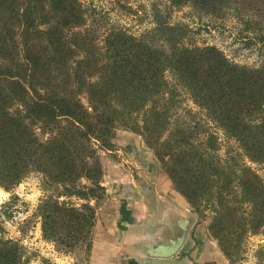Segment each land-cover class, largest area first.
<instances>
[{"label": "trees", "instance_id": "16d2710c", "mask_svg": "<svg viewBox=\"0 0 264 264\" xmlns=\"http://www.w3.org/2000/svg\"><path fill=\"white\" fill-rule=\"evenodd\" d=\"M169 1L137 36L101 30L81 0H0V185L11 190L40 173L43 237L90 251L97 203L107 195L100 150L115 148L122 125L145 138L189 206L212 212L209 231L234 264L244 239L264 228V178L244 159L221 156L210 122L243 157L264 164V64L189 44V25L170 17L171 9L191 6L248 21L247 9L264 0ZM182 90L210 122L174 118ZM4 230L0 221V264H30Z\"/></svg>", "mask_w": 264, "mask_h": 264}, {"label": "rangeland", "instance_id": "374dc122", "mask_svg": "<svg viewBox=\"0 0 264 264\" xmlns=\"http://www.w3.org/2000/svg\"><path fill=\"white\" fill-rule=\"evenodd\" d=\"M81 1L87 9L90 22H97L101 30L106 31L114 26L137 36L155 25L154 11L156 9L167 11L170 3L169 0ZM258 2V4L254 3L253 8L247 9L245 18L248 21H244L234 13L223 19L217 18L202 14L191 6L171 9L173 11L170 21L189 25L192 30L187 40L189 44L216 45L235 62L258 67L264 64V2ZM181 98L182 106L175 113L174 118L181 123L188 124L197 120L210 122L205 112L193 102L188 92L182 90ZM210 124L212 125L211 131L218 136L221 156L230 160L244 159L264 178V164L251 162L243 157L238 143L227 138L223 130L214 126L213 123L210 122ZM115 144L113 150H100L102 162L103 160H128L126 164L129 165L130 171L134 172L138 168L142 170L145 167L143 166L145 165L143 161H145L148 162L147 165L151 164L153 167L151 171L154 173H166L153 149L141 135L121 125L117 128ZM133 160L137 161L139 167L136 162L132 163ZM161 192L166 193L165 190ZM44 195L42 175L38 172H32L11 190L0 185V221L5 228L1 235L18 240L25 247L24 258H28L30 264H89L90 252L85 243L67 251L54 241L43 237L41 218L36 214V210ZM104 200H100L97 207L103 204ZM175 201L178 203L177 199ZM169 202L174 204V199L169 198L168 195L166 197L155 196L150 200L153 210H159V207L164 208ZM180 214L193 218L184 251H187L191 245H194L192 250L196 251L204 239L208 242L216 240L208 228L213 215L209 209L204 211L205 215H202L190 205ZM143 223L145 224V221ZM177 232L161 231L159 239H168ZM149 241V239H144V243ZM211 241L210 243L213 244ZM263 247L264 228L260 233L250 234L244 239L241 245V257H236L234 264H259L260 249Z\"/></svg>", "mask_w": 264, "mask_h": 264}, {"label": "crops", "instance_id": "0c3cea01", "mask_svg": "<svg viewBox=\"0 0 264 264\" xmlns=\"http://www.w3.org/2000/svg\"><path fill=\"white\" fill-rule=\"evenodd\" d=\"M134 162L139 167L137 161ZM126 163L128 160H103L102 184L106 186L107 195L97 207L89 264H230L216 240L204 239L196 251L192 250L194 245L184 251L188 237L175 255L150 256L148 245L162 241L159 239L161 231H178L180 212L190 206L166 173H154L151 164L145 161L142 170L132 172ZM163 189L165 194L161 192ZM167 195L174 199V204L169 202L164 208L153 210L150 200ZM144 239L150 241L144 243Z\"/></svg>", "mask_w": 264, "mask_h": 264}, {"label": "water", "instance_id": "95a60500", "mask_svg": "<svg viewBox=\"0 0 264 264\" xmlns=\"http://www.w3.org/2000/svg\"><path fill=\"white\" fill-rule=\"evenodd\" d=\"M192 223L193 218L181 216L178 219V232L169 239L158 243H150L148 245V254L153 257L166 258L178 253L186 242Z\"/></svg>", "mask_w": 264, "mask_h": 264}]
</instances>
